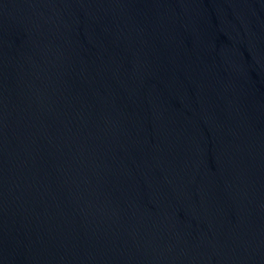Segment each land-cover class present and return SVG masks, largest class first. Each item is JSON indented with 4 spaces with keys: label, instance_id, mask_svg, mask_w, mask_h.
<instances>
[{
    "label": "water",
    "instance_id": "1",
    "mask_svg": "<svg viewBox=\"0 0 264 264\" xmlns=\"http://www.w3.org/2000/svg\"><path fill=\"white\" fill-rule=\"evenodd\" d=\"M0 264H264V0H0Z\"/></svg>",
    "mask_w": 264,
    "mask_h": 264
}]
</instances>
